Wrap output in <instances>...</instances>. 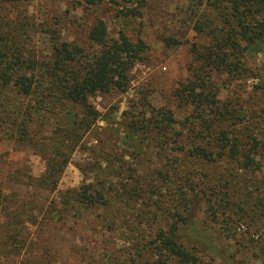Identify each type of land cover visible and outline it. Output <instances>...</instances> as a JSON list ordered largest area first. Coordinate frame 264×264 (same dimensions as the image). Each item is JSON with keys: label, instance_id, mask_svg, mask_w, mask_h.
Here are the masks:
<instances>
[{"label": "trees", "instance_id": "16d2710c", "mask_svg": "<svg viewBox=\"0 0 264 264\" xmlns=\"http://www.w3.org/2000/svg\"><path fill=\"white\" fill-rule=\"evenodd\" d=\"M85 1L95 5L103 0ZM30 2L0 0V147L31 149L41 156L45 170L33 185L54 190L72 155L96 127L90 94L97 88L110 90L124 73L109 60L89 58L81 47L65 51L58 30L32 14ZM185 3L182 20L194 32L187 40L192 60L190 75L175 88L174 97L182 106H192L193 114L183 122L168 109L156 115L158 125L170 130L177 144L171 149L174 155L152 176L137 172L126 178L121 168L108 163L97 171L96 182L68 191L43 214L29 218L36 228H56L71 214L104 208L114 212L103 219L106 231L119 236L122 227L139 237L141 251L134 264H149L143 261L149 251L155 254L151 264H208L204 257L210 252L223 253L198 229L196 215L202 213L238 251L250 247L264 263V137L259 133L264 107H251L244 114L243 105L233 109L221 104L217 83L221 78L223 85L264 75V60L251 59L264 51V0ZM143 15L140 11L133 16ZM108 35L102 19L87 30L88 40L96 44L105 43ZM138 41L136 49L144 52V41ZM162 41L167 46L181 42L169 36ZM218 167L224 170L214 179L207 170ZM113 173L121 177L108 197L106 179ZM8 198L0 189V264H39L22 257L24 229L13 226L19 211L13 212L9 201L2 203ZM150 218L159 226L153 239L144 241V234L151 235L146 232ZM107 264H117L116 259L109 257Z\"/></svg>", "mask_w": 264, "mask_h": 264}, {"label": "rangeland", "instance_id": "374dc122", "mask_svg": "<svg viewBox=\"0 0 264 264\" xmlns=\"http://www.w3.org/2000/svg\"><path fill=\"white\" fill-rule=\"evenodd\" d=\"M184 5L185 0H103L95 5L85 0L30 2V12L58 30L57 38L65 51L81 47L89 58L109 60L119 66L124 77L110 90L97 88L90 94V105L97 111L93 115L96 127L87 133L84 146L72 155L56 189L33 185L45 170L41 156L31 149L0 147V189L3 195H9L2 203L9 201L12 211H19L13 226L24 229L22 257L39 264H107L109 257L115 258L117 264L126 260L134 264L133 259L140 256L137 234L131 235L121 227L119 236H115L103 227L105 215L113 211L82 210L79 216L71 214L56 228L46 224L36 228L29 217L43 214L53 201L61 200L63 194L68 196V191H78L84 184L96 182L97 171L108 163L121 168L126 178L137 172L152 176L166 163L167 157L174 155L171 149L177 144L170 130L158 125L156 115L158 110L168 109L183 122L193 114L192 106H182L174 97L175 88L190 75L188 67L192 60L187 40L192 39L194 32L182 20ZM140 11L143 17L133 16ZM96 19L104 20L108 27V39L102 44L90 42L87 37V30ZM163 36L176 37L181 42L167 46ZM140 38L145 43L144 52L135 47ZM41 47L47 48L45 43ZM251 59L254 63L263 61L264 51ZM257 75L259 79L250 75L223 85L222 78L217 80L221 86L218 100L233 109L243 105L244 114H249L251 107H264V75ZM259 133L264 137V128ZM165 150L170 154L160 155ZM223 170L218 167L207 171L216 179ZM117 177L121 176L113 173L106 179L108 197L119 186ZM65 199L72 203L68 197ZM42 218L39 216V221ZM149 223L146 232L151 235L146 238L144 234V241H151L153 231L159 226L152 218ZM196 223L205 237L220 245L223 253L219 256L210 252L204 257L206 263L264 264L254 257L250 247L238 251L234 241L224 238L202 213H197ZM154 256L149 251L143 261L151 264ZM11 259L18 260L15 256Z\"/></svg>", "mask_w": 264, "mask_h": 264}]
</instances>
